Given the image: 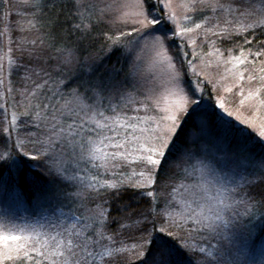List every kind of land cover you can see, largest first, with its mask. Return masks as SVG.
<instances>
[{
    "label": "rangeland",
    "instance_id": "1",
    "mask_svg": "<svg viewBox=\"0 0 264 264\" xmlns=\"http://www.w3.org/2000/svg\"><path fill=\"white\" fill-rule=\"evenodd\" d=\"M153 5L0 0V163L30 157L48 177L31 206L0 186V264H264V153L239 138L264 147V68L245 54L264 32V0ZM41 7L48 28L70 21L89 34L87 48L45 36ZM189 117L182 151L162 167ZM120 185L157 207L161 236L146 258L105 230L100 195Z\"/></svg>",
    "mask_w": 264,
    "mask_h": 264
},
{
    "label": "trees",
    "instance_id": "2",
    "mask_svg": "<svg viewBox=\"0 0 264 264\" xmlns=\"http://www.w3.org/2000/svg\"><path fill=\"white\" fill-rule=\"evenodd\" d=\"M145 3L148 10L154 9L153 0H145ZM37 14L40 17V19H38L39 29L43 30L45 36H47L48 31H51L54 36L64 34L63 38L65 39L62 38L60 40V43L63 42V45H71V43H74V49L77 51L85 50L87 48L86 44L91 41V36L88 34V36L84 35L82 37V35L75 36L74 34H72V23H69L70 21L67 22V25L59 22L52 28H48V20L46 18L48 9L46 7L38 8ZM73 35L75 36V38ZM47 38L48 37H46V39ZM251 47L252 50H248L249 53L246 51L245 54L248 55L250 59L254 58V61L258 66L257 68H264V32H258V38H256L255 41L252 42ZM58 48L60 49L61 47L59 46ZM109 59L110 61L108 62V65H110L112 62L114 63L115 61L118 62V60H116L113 55H109ZM259 79H261V77H259ZM256 80H258V78ZM254 84L256 83L251 84V86H253ZM205 111V117H210L212 123L216 125V121H218L219 118L212 110V108L207 107L205 108ZM191 118H187V121H185V124L176 136L174 143L172 144L170 149H168L162 167H164L165 165L167 166L172 158L176 157L178 155L177 153L182 151L183 144L186 142V130L191 128L190 126L192 125ZM214 127L215 126L212 125V128ZM230 127L231 126L228 125L227 129L229 130ZM234 130V136L237 137V135H239L241 132L238 129ZM242 134L239 138L244 140V144H249L253 153L256 152L258 155L260 153H264V147L258 143L256 138H254L250 134ZM33 165L34 164L31 161L30 157L20 159L13 157L10 163H0V186L2 184L6 185L8 182L14 189H17L18 193L23 197L28 206H31L32 202L35 199L34 196L36 195V193L42 189H45L48 184V177L47 175H45L44 170L41 168V164H38L36 162V165ZM12 167L14 168L13 172H15L14 176H12L13 172H8ZM53 178L54 177H52V179ZM50 185L58 186L55 183H51ZM257 187H259L260 190L258 188H255L256 194L258 196H264V186L258 185ZM63 188L65 191L66 187ZM105 189L102 190V193L100 195L101 200H104L103 206L105 209L104 215L106 218V222L104 225L105 230L108 234H113L115 238L119 239V241L117 240L118 246L126 245L127 243V245L133 244L134 246L136 245L138 247H145V258L146 256L148 257V255L152 254L153 249H157L156 240L161 236V234L157 231L155 218L154 216H152L153 209L157 207H154L155 204L151 202L148 195L144 194L145 191L143 189L128 185H120L118 186V188L112 189L111 191ZM258 201L261 202V199H259ZM262 202L264 203V198L262 199ZM262 219L264 221V217ZM261 233H264V225L261 229ZM169 238L170 237H166L165 243L168 246L176 249L175 244L171 243ZM147 243L149 244L148 246H146ZM121 258L122 256L110 258L109 264L139 263V261L127 263L130 260L128 261V259H125L121 261ZM142 263L145 262L143 261ZM16 264L24 263L23 261H19Z\"/></svg>",
    "mask_w": 264,
    "mask_h": 264
}]
</instances>
